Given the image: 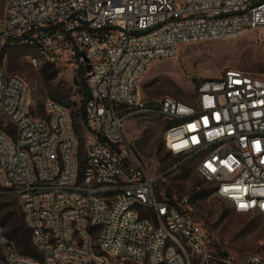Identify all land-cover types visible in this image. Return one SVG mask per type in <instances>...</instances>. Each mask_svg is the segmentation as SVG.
Wrapping results in <instances>:
<instances>
[{"label":"built area","instance_id":"obj_1","mask_svg":"<svg viewBox=\"0 0 264 264\" xmlns=\"http://www.w3.org/2000/svg\"><path fill=\"white\" fill-rule=\"evenodd\" d=\"M261 29L264 0H5L0 57L19 45L32 67H81L87 134L81 155L68 109L46 100L44 117L32 116L27 86L0 64V196L16 201L39 255L16 252L0 228V264H264L215 257L189 198L156 190L190 168L234 213L264 215V77L225 71L200 81L192 104L138 92L180 46ZM149 118L171 123L162 144L174 162L158 174L124 131Z\"/></svg>","mask_w":264,"mask_h":264},{"label":"rangeland","instance_id":"obj_2","mask_svg":"<svg viewBox=\"0 0 264 264\" xmlns=\"http://www.w3.org/2000/svg\"><path fill=\"white\" fill-rule=\"evenodd\" d=\"M4 4L5 0H0V19L4 16ZM28 53L29 49L24 46L5 47L1 60L3 70L27 86L32 116L44 117L42 103L46 100L68 109L72 126H77L82 155L87 134L79 115L83 69L69 64L51 66L47 72L51 78L46 79L43 67L35 68L27 63L25 57ZM228 70L264 77V29L249 32L235 40L180 46L175 57L153 62L146 69L138 92L147 101L168 97L192 104L195 86L200 81L217 78ZM58 100L61 102H56ZM4 124L0 114V130L4 129ZM170 124L158 118L129 120L124 124L129 142L150 174L162 173L174 162L162 144L164 131ZM7 129L13 130L11 126ZM156 190L166 197L189 198L190 214L205 228L211 252L218 259L238 263L248 256L264 258V215L234 213L228 202L212 196V185L192 169L169 173L159 181ZM12 209L20 212L14 198L1 195L0 220ZM12 248L17 252L14 246ZM191 264L201 263L192 258Z\"/></svg>","mask_w":264,"mask_h":264},{"label":"trees","instance_id":"obj_3","mask_svg":"<svg viewBox=\"0 0 264 264\" xmlns=\"http://www.w3.org/2000/svg\"><path fill=\"white\" fill-rule=\"evenodd\" d=\"M2 56H3V53L0 57V64H1ZM50 67L51 66H44L42 68V72L46 79L51 78V75L47 74ZM53 73H55V71H53ZM80 89H81L82 99H81V105L79 109V115H80V119L82 123L84 124L83 110H84L85 103L87 101V89L85 86L84 72H83V77H82L81 84H80ZM56 102H61V101L58 100ZM72 127L78 138V132L76 128L77 126L73 125ZM6 131L10 132L8 129ZM19 211H20L19 213H17L15 209L8 211L4 219L0 220V228L2 229L5 237L12 243V245L15 247V249L17 250L19 254L23 256L31 257L33 259H38L39 255L31 244L30 232L24 224L23 216H22V212L20 208H19ZM221 264H224V263H221Z\"/></svg>","mask_w":264,"mask_h":264},{"label":"water","instance_id":"obj_4","mask_svg":"<svg viewBox=\"0 0 264 264\" xmlns=\"http://www.w3.org/2000/svg\"><path fill=\"white\" fill-rule=\"evenodd\" d=\"M86 71H87V72L89 71V67H88V66L86 67Z\"/></svg>","mask_w":264,"mask_h":264}]
</instances>
